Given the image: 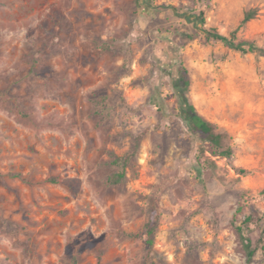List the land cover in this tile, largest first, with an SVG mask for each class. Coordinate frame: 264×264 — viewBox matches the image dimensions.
<instances>
[{
  "label": "rangeland",
  "instance_id": "1",
  "mask_svg": "<svg viewBox=\"0 0 264 264\" xmlns=\"http://www.w3.org/2000/svg\"><path fill=\"white\" fill-rule=\"evenodd\" d=\"M249 10L237 35L264 49V0H0V264H250L234 224L264 227V52L205 31ZM170 58L231 157L190 130Z\"/></svg>",
  "mask_w": 264,
  "mask_h": 264
},
{
  "label": "trees",
  "instance_id": "2",
  "mask_svg": "<svg viewBox=\"0 0 264 264\" xmlns=\"http://www.w3.org/2000/svg\"><path fill=\"white\" fill-rule=\"evenodd\" d=\"M255 16L254 10H249L245 13L241 24L236 28L231 35H226L221 33L217 28L205 29L208 37L215 38L222 41L229 47L241 51V52H252L260 51L264 52V49L259 47L254 41L248 39H239L237 31L240 26L252 17ZM197 19L202 23H206V17L203 13L197 16ZM192 37V35H188ZM171 47V46H170ZM159 49L167 47H162L159 45ZM159 51V50H158ZM162 58V57H161ZM177 58H170V62L173 64V68L170 73L173 77L174 88L177 91L183 108V114L188 122L189 128L192 132L199 134L202 143L208 142L211 146V152L214 155H219L223 157H231L233 154V147L229 142L230 136L227 132L221 131L218 125L201 113H199L193 103L187 97V91L190 86V76L188 68L183 64H177ZM129 157L126 156H116L114 161L122 164V169L115 173L112 177L115 183L120 182L126 178V164L128 163ZM198 163L201 166V156L197 157ZM261 219L255 214H249L245 217L242 224H234V232L240 245V249L245 255L247 262L252 263L259 249H264V227L260 224ZM159 223V214L152 213L148 222L145 225L146 233V243L150 248L154 247L157 225ZM251 224H257L260 228V236L256 239L249 232ZM128 237H139V234L127 233Z\"/></svg>",
  "mask_w": 264,
  "mask_h": 264
}]
</instances>
